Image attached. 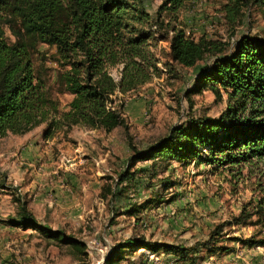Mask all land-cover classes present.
Segmentation results:
<instances>
[{
	"label": "rangeland",
	"instance_id": "1",
	"mask_svg": "<svg viewBox=\"0 0 264 264\" xmlns=\"http://www.w3.org/2000/svg\"><path fill=\"white\" fill-rule=\"evenodd\" d=\"M162 1L144 0V5L154 17ZM222 3L188 0L176 12V22L193 37L205 35L227 42L250 33L264 39V7L243 8L232 22ZM161 14L168 18L167 11ZM5 36L14 40L7 26ZM54 51L53 46L38 42L33 62L35 67L41 65L50 96L58 101L60 110H66L72 94L59 83L61 68L52 57ZM205 61L209 58L195 66L174 65L172 69L158 62L159 75L119 93L128 127L116 125L107 130L75 124L44 137L43 122L23 133L8 132L0 137V264H102L114 244L137 238L190 245L207 239L216 223L261 194L263 190L256 186L258 178L264 184L261 168L250 174L246 168L238 173L194 159L184 163L156 159L153 163L152 159L134 158V149L144 148L188 116H218L224 109L225 94L216 98L206 87L186 92ZM111 73L118 77L116 67ZM128 167L132 177L121 180L120 173ZM33 187L39 191L38 200L33 199ZM18 196L27 199L41 223L84 242V251L36 229L10 224ZM256 228L252 221L227 225L217 240L190 256L130 246L119 263L264 264V245L247 246L231 237L244 238Z\"/></svg>",
	"mask_w": 264,
	"mask_h": 264
},
{
	"label": "trees",
	"instance_id": "2",
	"mask_svg": "<svg viewBox=\"0 0 264 264\" xmlns=\"http://www.w3.org/2000/svg\"><path fill=\"white\" fill-rule=\"evenodd\" d=\"M187 1L163 0L153 17L144 0H0V137L8 132L23 133L43 122L44 137L75 124L99 125L107 130L116 125L128 127L120 94L159 75L158 62L172 69L174 65L195 66L209 58L197 69L186 92L206 87L216 98L225 94L224 109L218 116H188L144 148H133L134 158L152 159L153 163L156 159L183 163L194 159L238 173L244 168L250 174L260 168L263 171L264 39L250 33L227 42L205 35L193 37L176 22V12ZM222 1V9L232 22L243 8L264 7V0ZM162 10L168 12V18ZM5 26L14 40L6 38ZM38 42L55 49L52 57L61 68L59 83L72 94L66 110H60L58 101L50 96L41 65H34L32 54ZM113 67L118 69L117 78L111 73ZM132 175L128 167L119 178ZM260 179L256 186L263 190L261 194L243 202L238 213L216 223L207 239L190 245L145 242L143 238L118 242L102 264H120L130 246L190 256L217 240L225 226L247 221L257 228L244 238L231 237L247 246L264 245V184ZM17 200L10 224L36 229L84 251V242L41 223L27 199L18 196Z\"/></svg>",
	"mask_w": 264,
	"mask_h": 264
},
{
	"label": "crops",
	"instance_id": "3",
	"mask_svg": "<svg viewBox=\"0 0 264 264\" xmlns=\"http://www.w3.org/2000/svg\"><path fill=\"white\" fill-rule=\"evenodd\" d=\"M35 176H36V175H35ZM19 177H23V176H19ZM17 179H18V178H17ZM20 179H21V178H20ZM31 190H33V191H32V193H33V199H35V200L37 199V200H38V199H39V191H38L36 188H34V187L31 188Z\"/></svg>",
	"mask_w": 264,
	"mask_h": 264
}]
</instances>
